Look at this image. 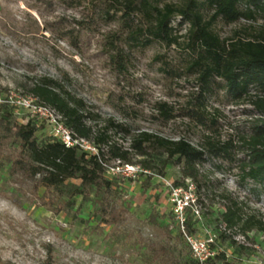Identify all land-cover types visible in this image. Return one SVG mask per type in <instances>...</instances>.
<instances>
[{
  "label": "rangeland",
  "instance_id": "374dc122",
  "mask_svg": "<svg viewBox=\"0 0 264 264\" xmlns=\"http://www.w3.org/2000/svg\"><path fill=\"white\" fill-rule=\"evenodd\" d=\"M101 1L109 0H0V97H30L23 84L48 76L83 101L85 111L94 115L87 120L94 132L109 119L130 132L126 136L113 127L107 129L111 141L130 151V162L110 153L103 160L104 177L115 191L109 224L98 212L94 191L72 194L78 179L47 189L39 175L0 159V264H158L163 255L191 258L173 210L182 197L187 201L184 216L191 235L212 239L211 247L224 252L232 264H264V231L253 227L242 232L239 225L227 229L220 216L236 201L244 217L255 215L264 221V185L243 181L237 167V160L245 158L240 136L258 112L248 103L231 102L219 90L205 99L216 122L205 126L192 119L188 111L196 104L200 85L194 75L172 74L180 72L188 58L183 44L164 47L154 41L140 48L120 41L127 63L119 71L109 58V40L112 33L120 35L121 20L108 21ZM178 21L176 17L173 24ZM261 28L264 19L213 24L221 38L247 37ZM156 55L162 57L155 59ZM162 102L172 107L171 119L160 115ZM5 113L12 126L35 119L21 105L0 102V115ZM34 123L35 136L43 143L50 137L49 128ZM140 131L183 138L196 147H202L206 137L230 141L236 161L206 155L197 165L196 180L188 179L182 160L168 157L163 149L145 144L143 155L129 149V137ZM99 148L106 151L103 145ZM2 149L15 157L22 154L13 139L4 140ZM176 181L182 190L173 195Z\"/></svg>",
  "mask_w": 264,
  "mask_h": 264
},
{
  "label": "trees",
  "instance_id": "16d2710c",
  "mask_svg": "<svg viewBox=\"0 0 264 264\" xmlns=\"http://www.w3.org/2000/svg\"><path fill=\"white\" fill-rule=\"evenodd\" d=\"M94 1V0H90ZM99 1V0H97ZM79 3V0H76ZM100 9L108 21L121 20L120 35L112 33L109 58L119 71L126 69V52L120 44L127 47H146L158 42L164 47L181 45L187 52L184 68L174 72L175 76L183 73L194 75L200 85L196 104L189 109L188 115L197 123L212 126L216 119L210 117L206 110L205 99L221 90L233 103H248L259 116L251 120L248 130L240 136V148L245 158L238 159V172L243 181L251 180L264 185V29L247 37L221 38L213 29V24L221 20L226 24L240 19H264V0H109L101 1ZM176 17L179 21L173 24ZM183 25L185 26L183 28ZM184 30V31H183ZM183 31V32H182ZM156 55L155 59L161 58ZM167 66L168 62L163 61ZM165 71L169 72L168 69ZM170 73V72H169ZM24 90L36 101L56 109L67 127L80 137L92 139L97 145L98 154H86L76 148L66 147L61 142L49 137L39 143L35 136L36 120L12 126L8 115H0V159L12 161L13 166L24 169L30 175H39L40 183L46 187L58 188L69 179H78L72 194H81L92 190L98 195V212L102 220L111 223L114 203V189L109 179L104 177L103 160L105 154L112 158L130 162L128 149L111 141L108 127L128 136L129 128L110 119L103 129L93 131L87 124L94 115L85 111L83 101L66 91L61 83L48 76L34 77L23 84ZM8 105L3 103V106ZM164 120L173 117V109L166 103L158 105ZM202 147H196L183 138L171 139L147 131H140L129 137L128 148L137 154L145 153V144H152L163 149L168 157L181 159L183 175L196 180L197 165L206 155L221 156L227 162H235L230 142L219 143L206 137ZM6 139L19 142L22 154L18 157L6 154L2 144ZM106 148L104 152L100 147ZM143 166L147 165L143 163ZM174 186H181L178 181ZM50 202H55L50 198ZM227 229L240 226L242 232L250 228L264 231V221L255 215L244 217L236 201H232L220 213ZM184 230L191 234L188 216ZM179 233L184 238L181 230ZM221 238L226 237L220 233ZM191 251V250H190ZM232 264L227 261L224 252H215L202 263L192 257L175 259L163 255L158 264Z\"/></svg>",
  "mask_w": 264,
  "mask_h": 264
},
{
  "label": "built area",
  "instance_id": "2783aa9c",
  "mask_svg": "<svg viewBox=\"0 0 264 264\" xmlns=\"http://www.w3.org/2000/svg\"><path fill=\"white\" fill-rule=\"evenodd\" d=\"M0 102L10 105H21L23 108H26L33 116H35L37 124H46L48 126L49 134L52 139L61 142L66 147L76 148L86 154H98V148L94 141L92 139L80 137L74 133L72 129L65 125L62 116L55 108L42 104L31 96H19L17 99H13V95H8L3 99L0 97ZM126 168L133 170L132 168L130 169L129 165H126ZM183 188V192L185 193L187 187ZM181 190V186H174L171 188L173 195L177 194V192H180ZM186 206L187 201L182 197V199L177 201V204L174 205L173 210L177 218V222L180 225V230L183 232L184 238L190 247L192 257L202 263L206 258L212 257L215 254V250L211 247L212 239H208L206 241L185 232L184 223L186 218L184 216V210ZM195 213H197L196 210Z\"/></svg>",
  "mask_w": 264,
  "mask_h": 264
}]
</instances>
